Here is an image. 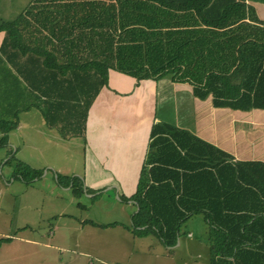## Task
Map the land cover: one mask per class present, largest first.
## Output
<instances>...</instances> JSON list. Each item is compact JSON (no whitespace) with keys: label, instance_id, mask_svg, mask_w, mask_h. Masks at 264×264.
Segmentation results:
<instances>
[{"label":"trees","instance_id":"obj_1","mask_svg":"<svg viewBox=\"0 0 264 264\" xmlns=\"http://www.w3.org/2000/svg\"><path fill=\"white\" fill-rule=\"evenodd\" d=\"M0 31V80L21 81L7 107L35 106L62 131L80 117V99L85 125L110 70L138 82L171 74L216 107L264 108V19L246 0H31ZM16 122L1 119L0 129ZM148 155L137 190L122 195L139 207L133 232L156 233L169 246L183 224L202 215L211 264H264L263 162L233 163L190 131L160 123Z\"/></svg>","mask_w":264,"mask_h":264},{"label":"rangeland","instance_id":"obj_2","mask_svg":"<svg viewBox=\"0 0 264 264\" xmlns=\"http://www.w3.org/2000/svg\"><path fill=\"white\" fill-rule=\"evenodd\" d=\"M29 2L0 0V22L2 18H15ZM253 5L264 16V0H254ZM15 78L14 75L6 79L5 86L0 80V113L7 112L0 115V120H17V110L10 111L6 105L13 93L12 87L21 83ZM151 80L157 82L156 90L146 103L156 123L188 130L207 142L221 137L218 145L226 146L227 151L231 152L235 146L240 157L257 152L255 156L264 160V128L251 124L244 127L242 124L239 128L240 122L232 120L236 116L264 123L261 117L264 108L215 107L210 96L204 99L197 96L189 81H173L171 74ZM78 103L80 117L63 123V131L48 125L39 112L38 124L35 120L31 128L28 125L32 123L28 122L26 128L11 133L17 145L24 140L23 131L28 128L40 140L47 133L50 141L41 143L39 156L29 163L17 158L5 163V157L0 161V239L10 238L0 243V264H211L210 239L205 235L208 224L203 216L197 215L195 220L183 224L180 237L168 246L156 233L141 236L133 232L131 223L139 207L132 200H122L126 194L118 193L119 186L114 182L103 183L98 189L88 188L90 183L99 182L104 171L85 160L86 123L81 121L85 100L80 99ZM117 108L108 115L114 120L120 118ZM216 122L219 129H227L228 136L231 129L238 127L237 142L229 141L221 132L212 133ZM71 129L74 132H69ZM129 130H133L131 121ZM67 134L71 136L65 142H56ZM11 162L28 170L8 175L7 165Z\"/></svg>","mask_w":264,"mask_h":264},{"label":"crops","instance_id":"obj_3","mask_svg":"<svg viewBox=\"0 0 264 264\" xmlns=\"http://www.w3.org/2000/svg\"><path fill=\"white\" fill-rule=\"evenodd\" d=\"M246 2L252 5L254 4V0H246ZM257 15L261 19H264V16H261L260 12L258 11ZM1 20L9 19L2 18ZM4 35L5 32L0 31V46ZM1 75L2 72H0V78ZM156 84L157 82L151 79L141 80L138 82L136 78L130 75L118 72L116 70H110L108 85L104 86L97 94L95 100L88 110L87 115L85 130L86 147L84 151V157L86 161L88 159V162H90L91 165H99L104 171V173L101 175V179H99V182L90 183V186L88 188L98 189V187H102L105 183L112 181L115 183L114 185L119 186L117 191L118 193L121 192L126 194L127 196H130L135 192L139 184L143 165L148 159L147 156L150 132L153 125L156 123L152 118L153 113L149 112V104L146 103L149 97H151V95H154ZM0 99H2L1 96ZM29 101H34V99L32 98V100ZM117 107L120 108L118 109ZM115 108L118 109L120 116V118L117 120H114L111 116H108L109 114L114 113L113 109ZM18 111L21 112H19L18 114ZM18 111L15 112V116H18V122H16L18 125H16L17 128L15 126L6 131L0 129V138L5 137L7 139L6 144L0 146V161L3 159V157H5V163L14 158H17V160L19 161L21 160L29 163L30 159H35V157L39 156L38 151L42 148L41 143H47L50 141L49 136L46 135L47 133H45L46 138L40 140V138L36 137L33 134L34 132L32 133V131L30 130L33 126H35L34 121L36 120L38 124V121L40 120V118L38 117V113L40 112V110L37 107L32 106L27 109L25 108V110L24 108H19ZM29 113H32V115H29ZM3 114L5 113H0V115ZM263 114L264 113H262L261 117L264 118ZM232 115L233 112H231V116ZM235 117L236 116H234V119L232 120L240 122V124L238 125L239 128L242 124L243 127L245 126V124H251L253 126L264 128V123L262 120L255 121L254 118H251V120L246 121L245 118ZM130 121L133 123L132 131L129 130ZM28 122H31L32 124L28 125V127L31 128L24 129V140H22L21 144H15L11 137V133L15 132V130H21V127L26 128L25 124H27ZM117 125H119V128ZM215 125V130H213L212 133L221 132L229 141L230 139H232L233 143L237 142L238 135L240 133V131L237 130L238 127H235V130L231 129V135L229 134L228 136V134H226V128H220L223 131L222 132L218 127V122H216ZM46 131H48V129H46ZM37 132L39 133L38 130ZM69 138V134L64 137L60 136V138H58L56 142L63 143ZM221 141L222 139L221 137H219L218 140H215L213 142L212 140H210L208 142L232 155V160H230L231 162L238 163L252 161L264 163L263 159L258 158L260 156H255L257 155V152H252L250 156L240 157L235 146L231 152L229 150L227 151L226 146L221 147L218 145ZM17 165L18 164H15V162H11L10 164H8L7 174L12 175L16 170ZM88 172L91 173V170H89ZM12 179L15 180V178L13 177ZM261 198L262 200L259 203L258 208H264L263 195L261 196ZM196 218L197 215L191 217L188 221L195 220ZM205 235L208 236L207 233H205ZM208 245H210L209 241ZM249 247H251V245ZM249 247L248 249H250ZM208 248L210 252V246ZM227 259L231 260L232 258L228 257ZM247 261L249 262V259H247Z\"/></svg>","mask_w":264,"mask_h":264}]
</instances>
